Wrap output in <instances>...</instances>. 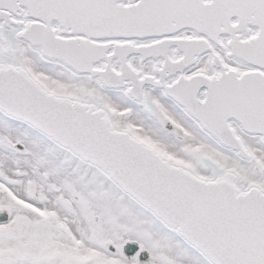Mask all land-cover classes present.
Wrapping results in <instances>:
<instances>
[{
  "label": "snow or ice",
  "instance_id": "obj_1",
  "mask_svg": "<svg viewBox=\"0 0 264 264\" xmlns=\"http://www.w3.org/2000/svg\"><path fill=\"white\" fill-rule=\"evenodd\" d=\"M0 264H264V0H0Z\"/></svg>",
  "mask_w": 264,
  "mask_h": 264
}]
</instances>
